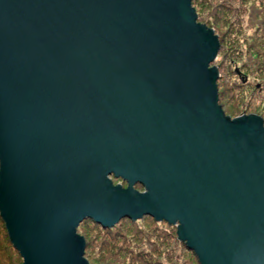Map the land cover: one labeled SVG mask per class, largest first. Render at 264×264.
<instances>
[{
	"label": "water",
	"instance_id": "water-1",
	"mask_svg": "<svg viewBox=\"0 0 264 264\" xmlns=\"http://www.w3.org/2000/svg\"><path fill=\"white\" fill-rule=\"evenodd\" d=\"M218 49L191 0H0V217L21 264H88L83 220L143 216L200 264H264V123L225 114Z\"/></svg>",
	"mask_w": 264,
	"mask_h": 264
},
{
	"label": "trees",
	"instance_id": "trees-1",
	"mask_svg": "<svg viewBox=\"0 0 264 264\" xmlns=\"http://www.w3.org/2000/svg\"><path fill=\"white\" fill-rule=\"evenodd\" d=\"M191 4L197 20L218 37L213 62L219 70L218 101L225 114H259L264 123V0H191ZM77 232L85 240L84 254L88 249L95 256L94 264H200L178 239L175 225L150 216L122 218L112 227L85 219ZM21 263L0 217V264Z\"/></svg>",
	"mask_w": 264,
	"mask_h": 264
},
{
	"label": "rangeland",
	"instance_id": "rangeland-1",
	"mask_svg": "<svg viewBox=\"0 0 264 264\" xmlns=\"http://www.w3.org/2000/svg\"><path fill=\"white\" fill-rule=\"evenodd\" d=\"M193 6V5H192ZM194 7V6H193ZM195 9V8H194ZM196 12V11H195ZM198 22H200L199 20H197ZM206 25V24H205ZM216 63H214V62H212L210 65L211 66H216L215 65ZM243 114H253V113H246V112H243ZM243 114H241V115H243ZM257 115V114H256ZM238 116V115H237ZM258 116H260L259 114H258ZM234 117H236V116H234ZM261 117V116H260ZM232 118V117H231ZM142 225H144V223H142ZM175 225V224H174ZM176 226V225H175ZM81 228H86L84 225H82L81 226ZM88 228H89V232L91 233V228H92V226H91V223L89 224V226H88ZM87 229V228H86ZM81 231V230H80ZM84 250H85V248H84ZM188 250V249H187ZM189 251H191L190 249H189ZM91 252V251H90ZM84 256H85V258H86V260H87V263L88 264H94V263H96L97 261H96V259H95V256H93V254H91V253H89V250L88 249H86V251H85V254H84Z\"/></svg>",
	"mask_w": 264,
	"mask_h": 264
}]
</instances>
